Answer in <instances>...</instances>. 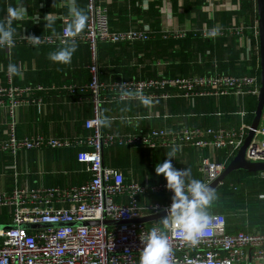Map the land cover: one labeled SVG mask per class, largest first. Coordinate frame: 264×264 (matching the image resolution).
I'll return each instance as SVG.
<instances>
[{
  "label": "built area",
  "instance_id": "built-area-1",
  "mask_svg": "<svg viewBox=\"0 0 264 264\" xmlns=\"http://www.w3.org/2000/svg\"><path fill=\"white\" fill-rule=\"evenodd\" d=\"M207 1L209 4L204 10L210 14V19L214 18L216 10H225L219 9L213 0ZM109 2L87 0L80 30H74L71 25L74 14L55 15L60 20L59 33L41 34L24 29L18 36H0V47L9 52L17 45L64 46L83 42L89 45L91 54L90 79L86 82L19 86L14 84L9 68L7 83L0 85V108L4 111L6 126L4 136H0V154H10L17 160L21 153L29 150L75 149L77 161L86 166L90 175L82 184L65 188L40 185L0 190V207L8 209L14 225L0 229V264H264L263 232L229 231L227 216L221 212L170 214L172 208L198 195L223 174L244 144L251 123L243 121L239 126L230 127H193L180 123L178 128H152L147 133L120 134L104 131L101 112L107 103L152 101L171 96L236 95L258 99L259 68H252L253 74L240 76L215 73L170 77L160 74L149 79L107 81L102 78L99 66L101 43L147 41L157 33L149 23L137 17L132 18L128 28L112 26ZM160 11L169 18V28L162 31L164 38H185L187 31L174 29L166 3ZM197 31L204 38L232 34L243 39L247 31L256 38L260 36L259 20L249 26L238 23L236 18L228 28L204 23ZM53 89L65 96L76 97L79 102H91L93 114L85 122L90 133L69 138L40 133L19 136L21 108L31 103L41 104L43 98L37 93ZM110 147H163L176 152L195 147L207 149L209 154L200 156L198 171L201 176L198 179L187 180L180 176L141 183L134 178L133 172L127 174L105 163L104 150ZM217 149L224 151L222 160L215 156ZM245 157L249 162H264V124L261 121ZM253 178L264 180V171L255 172ZM235 184L232 187L236 189ZM248 209L246 206L236 215H248ZM161 213L166 216L155 221H138ZM87 221L99 223H82ZM106 221L123 223L107 225ZM25 224L55 226L26 229Z\"/></svg>",
  "mask_w": 264,
  "mask_h": 264
},
{
  "label": "crops",
  "instance_id": "crops-1",
  "mask_svg": "<svg viewBox=\"0 0 264 264\" xmlns=\"http://www.w3.org/2000/svg\"><path fill=\"white\" fill-rule=\"evenodd\" d=\"M12 1L11 8L10 0L4 1L5 11L0 17V23L3 24L0 27V36H18L24 29L41 34L59 33L60 20L55 18V15L74 14L71 25L74 30H80L87 5V0L86 2H79V0ZM213 2L219 9L225 10H216L214 18L210 19V14L204 10V7L209 4L207 0H110L108 5L111 21L116 28L120 29L128 28L134 17L143 19L153 27L151 23L154 15L152 16L151 13L150 16L148 11L151 7L154 8L160 20V28L156 29L158 33L152 39L160 38L162 45L148 47L147 42L152 39L130 44L106 43L108 46L103 47L100 58L102 68L105 70V80L149 79L160 74L174 77L223 73L218 69L220 62L223 61H225V69H229L232 66L230 64L234 65V68H231L233 73L225 72L224 74L240 76L243 74L244 66L247 69L259 68L260 71V36L256 38L251 31H247L243 39L232 34L204 38L197 31L204 23L228 28L235 18L238 23L252 25L259 20L258 0H213ZM165 3L168 7V15H172L171 22L174 29L187 31L185 38L172 36L164 38L162 31L169 28V18L160 10ZM243 5H249V8L241 14ZM122 10L127 12L125 20L121 16ZM221 12L233 13L229 20L221 23L218 17ZM49 15L53 16L49 17ZM204 16H206L205 19ZM199 37L202 40H198ZM188 38L191 39L190 44L183 49L179 44L173 45L168 41L170 39L185 41ZM140 43L146 44L138 45ZM46 47L51 48L50 54L32 56L29 59L20 58L19 54L13 53L12 49L9 52L0 47L4 50L0 55V85L7 83L9 68L12 69L13 79H16L14 75L16 71L17 79L22 83L20 86H62L67 83L86 82L90 79L88 66L91 62V54L87 43ZM233 55L235 58L232 57ZM184 58L188 59V70H184L182 65ZM37 95L43 98L41 104L31 103L20 110L19 136L40 133L45 136L69 138L90 133L85 128V122L93 114L91 102H79L76 97L65 96L64 93L54 89L39 92ZM257 100L254 97L243 98L236 95L196 98L171 96L156 98L152 101L126 100L107 103L101 110L102 125L106 132L126 134L147 133L152 128H178L180 123L193 127L239 126L243 121L252 124ZM5 129V114L0 108L1 137L4 136ZM133 148H142L144 152L138 164L135 163L136 157L131 159L129 165L119 164L120 158L115 156L118 164L112 166L107 161L108 156L105 150L104 161L107 165L116 166L127 174L130 171L133 172L134 178L141 183H154L180 176L187 180L198 179L201 176L198 171L200 156L209 154V150H199L195 147H185L178 152L163 147ZM76 156L75 149L50 148L43 152L37 150L23 152L17 160L10 154H0V190L10 191L16 186L34 188L45 185L65 188L82 184L89 179L90 175L86 166L77 161ZM215 156L222 160L224 151L215 150ZM135 165L140 168L136 169ZM260 198L264 199L261 196ZM203 200L204 198L198 201L196 206L194 204L187 210H201L200 204ZM236 214L229 216V231L243 229L264 231V220L253 226L247 224L244 216ZM8 224H11L8 209L0 207V225Z\"/></svg>",
  "mask_w": 264,
  "mask_h": 264
},
{
  "label": "trees",
  "instance_id": "trees-1",
  "mask_svg": "<svg viewBox=\"0 0 264 264\" xmlns=\"http://www.w3.org/2000/svg\"><path fill=\"white\" fill-rule=\"evenodd\" d=\"M4 1L5 0H0V17L3 16L4 13ZM86 2V0H79ZM13 5V1L10 0V8ZM249 8V5H243V9L241 10V14L245 13V11ZM149 15L153 16V22L151 23L153 25V28L156 30L160 28V20L159 17L156 16V10L154 8L149 9ZM233 12H221L219 13L218 17L221 20V23L227 21L230 19V16H232ZM122 19L125 20L127 16V12L125 10H122L121 12ZM147 17V16H146ZM206 16H204V19ZM225 20V21H224ZM112 26L113 21H111ZM3 24L0 23V27ZM115 27V26H114ZM157 31V30H156ZM158 33V31H157ZM2 35V34H1ZM190 38L187 40H175V39H170V41L173 45L176 43L180 45V48H187L190 44ZM198 40H202L200 37ZM222 41V40H221ZM146 43H140L138 45H142ZM167 44V43H166ZM152 45H162V40L160 38H155L147 42V46L151 47ZM108 44H100L98 48V56H99V66L100 70L102 72V78L106 79L105 77V70L102 68L101 64V50L106 48ZM51 49V48H50ZM49 47L46 46H17L13 50V53L19 54L20 58H26L29 59L32 56L39 57L41 54H50L51 50ZM4 52L3 49L0 48V55ZM12 53V54H13ZM13 56V55H12ZM233 55L232 57H234ZM231 58V59H233ZM186 58L183 59V64L184 65V70H188L189 65L187 63ZM221 65L220 67L218 66V69L223 71V73H233L231 72V68H234L233 64H230L229 69H225V61L220 62ZM244 74H253L254 71L252 69H247L246 66H244V70L242 72ZM260 73V71H259ZM14 75L16 79H14V84L15 85H21L22 83L19 82L17 79V74L16 71L14 72ZM168 76V75H167ZM168 151V150H167ZM169 152V151H168ZM105 154L108 156L107 161L109 162L110 165L114 166L117 163V158L119 157V164L125 163V164H130V161L132 158H135V163L138 164L141 162V156L144 154L142 148H129V147H110L105 149ZM115 156L117 158L115 159ZM116 168V166L114 167ZM136 169H139V166L135 165ZM254 172H247V171H241L237 170L231 173L229 176L225 178V180L217 186V188L211 193V195H208L209 197H205L204 200L201 202L200 206L201 210H184L179 213V215L182 214H196V213H216V212H221L226 214L227 220H228V226L230 227V222H229V216L232 214H236V212L239 211V209H242L244 207H248L249 213L248 215H243L245 218V221H248L249 224L251 225H256L258 223H261L264 220V199L260 198L261 195H264V180H258L253 178ZM236 183V189L232 187V184ZM157 199V198H156ZM225 200L224 203H222ZM197 204V203H196ZM196 204L194 206H196ZM241 229V228H240ZM234 230V229H233ZM258 231V230H257ZM259 232H262L259 230ZM264 233V231H263Z\"/></svg>",
  "mask_w": 264,
  "mask_h": 264
},
{
  "label": "water",
  "instance_id": "water-1",
  "mask_svg": "<svg viewBox=\"0 0 264 264\" xmlns=\"http://www.w3.org/2000/svg\"><path fill=\"white\" fill-rule=\"evenodd\" d=\"M258 18H259V27H260V60H261V70H260V94L257 100L256 113L251 124V130L244 141V144L236 154V156L231 160L227 165L223 174L212 184L202 190L198 195L193 198L179 204L178 206L170 210V214H177L184 210H187L194 204H196L201 199L208 196L214 189L217 188L220 182H223L227 176L237 170L247 171V172H259L264 171V162H249L246 160L245 154L247 147L254 135L255 129H257L264 109V0H258ZM166 216V213H161L159 215H153L149 217L142 218L138 221H155ZM83 224H98L97 221H87L82 222ZM123 222L117 221H106L105 224H117ZM55 226V224H25L23 227L26 229H35V228H48ZM14 227L12 224L0 225V229H9Z\"/></svg>",
  "mask_w": 264,
  "mask_h": 264
},
{
  "label": "rangeland",
  "instance_id": "rangeland-1",
  "mask_svg": "<svg viewBox=\"0 0 264 264\" xmlns=\"http://www.w3.org/2000/svg\"><path fill=\"white\" fill-rule=\"evenodd\" d=\"M261 124H264V118H262ZM224 202H225V200L222 203H224Z\"/></svg>",
  "mask_w": 264,
  "mask_h": 264
}]
</instances>
